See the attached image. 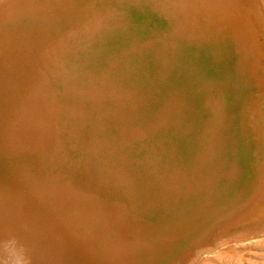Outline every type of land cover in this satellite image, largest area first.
<instances>
[{
  "label": "bare ground",
  "instance_id": "6f19581e",
  "mask_svg": "<svg viewBox=\"0 0 264 264\" xmlns=\"http://www.w3.org/2000/svg\"><path fill=\"white\" fill-rule=\"evenodd\" d=\"M105 1L0 0V157H8L6 153L20 157L19 153L27 148L41 147L42 140L35 139L49 131L44 129L48 120L51 123L49 133L58 137L52 141V146L73 145L68 133L73 135L77 128L75 140L82 149H91L90 146L98 143L125 142L131 137L148 134L159 123L168 121L162 115L152 118V113L135 112V98L150 94L157 99L158 85L173 69L179 68L182 35L177 30L161 32L168 28L167 17L162 13L164 24L155 28L143 24L140 33V28L133 27L119 14L123 12L118 6L120 2ZM123 2L129 5L131 0ZM154 2L159 0L151 2L157 9ZM172 2L181 8L188 7L192 17L201 8L205 9L207 19L213 20L215 15L228 17L245 36L248 46L258 47L261 0ZM151 5L149 3L150 8ZM123 35L133 38L107 52L102 50L104 43L123 38ZM45 41L61 50L63 62L42 70L39 61L48 56L46 52L41 53L46 47L41 43ZM192 52L191 48L190 56ZM134 57L147 63L140 70L147 90L138 93L130 87V71L119 69L122 59L128 61ZM201 85L207 86L205 102L212 114L197 133L198 146L193 162H183L184 166L176 162H158V156L151 152L140 159L149 162L140 168L145 173H138L140 179L156 172L160 164L171 165L169 170L160 169L157 173L166 175L165 183L162 182L167 194L157 196L147 191L144 181L138 183L139 178L132 177L131 168L121 167L125 163L117 164L138 160L120 149L117 154L100 160L116 162L108 176L78 178L80 174L70 173L72 168L63 167L54 175L29 180L14 177L11 170L5 177L7 170L4 178H0V236L3 238L1 231L14 230L18 222H26L28 232L20 237L16 235L15 239L24 246L31 264H141L137 256L162 251V246L184 234L189 225L214 212V160L217 162L214 150L224 140L227 124L218 136L214 135V104L218 108L220 102L218 97L214 100V89L209 87L207 79ZM173 94L171 97L179 100L180 95ZM29 96L50 97L52 115L44 111L47 105L36 124L31 119L27 121L26 113L20 122L21 99ZM114 97L124 99L121 108L117 104L104 105L103 101ZM171 97L167 98L168 107L173 102ZM253 103H257L255 98L251 100V107ZM48 110L50 112V108ZM3 113L8 116L3 118ZM220 118L222 122L228 120L226 114ZM7 124L12 126L8 133L5 131ZM111 126H117V130ZM173 202H184L179 210L172 211L170 216L175 220L170 217L167 221H155L145 214L157 209L159 212L155 214L162 216L169 211H162L165 206L172 207L170 210L174 208ZM8 241V237L5 241L0 238L1 251L8 250Z\"/></svg>",
  "mask_w": 264,
  "mask_h": 264
},
{
  "label": "rangeland",
  "instance_id": "374dc122",
  "mask_svg": "<svg viewBox=\"0 0 264 264\" xmlns=\"http://www.w3.org/2000/svg\"><path fill=\"white\" fill-rule=\"evenodd\" d=\"M112 1L120 2L118 6L123 12L119 14L133 27L140 28V33L143 32V24L149 28L164 24L163 15H166L165 24L168 28L161 32L177 30L182 35L179 68L173 69L158 85L160 90L157 99L149 94L139 95L134 100L137 107H134L135 112L140 111L143 115L152 113V118L162 115L168 123H159L152 132L137 138L131 137L116 144L98 143L90 146L91 149H82L76 144V127L77 131L73 135L68 133V140H73V145L67 143L52 146L54 133H41L40 138L35 139L42 140L39 143L41 147L27 148L19 153L20 157H11V153H6L8 157H0V178H4L7 170L5 177L11 170L10 174L20 179L45 178L51 173L56 174L57 169L63 167H68V170L72 168L75 173H70L80 174L78 178L102 177L99 174L108 176L116 162L100 160L110 157L107 156L109 154H117L119 149L126 150L138 159L117 162L125 163L121 167L131 168L133 178H139L138 173H143L140 168L149 163L140 160L148 152L158 156V162H176L181 166H184L183 162H193L198 146L197 133L212 114L209 104L205 102L207 86L201 85L207 79L209 87L214 89V100L218 97L220 102L218 108L214 104V135L218 136L221 128L227 124L224 131L226 136L221 143L218 141L220 144L214 150V158L217 160H214V212L203 215L201 220L189 225L184 234L162 246V251L145 254L144 257L139 255L137 259L141 264H264V0L259 5L262 9L259 43L254 49L248 46L245 36L231 19L221 15H215L213 20L207 19L204 8L192 17L188 7L181 8L172 2L174 0L154 2L157 9L152 7V0H131L129 5L124 4L123 0ZM123 36L108 44L104 43L102 50L107 52L133 38ZM46 42L41 43L46 45L40 50L41 53L46 52L48 55L39 61L42 62L39 65L42 70L54 68L63 62L61 50ZM191 48L192 56L189 54ZM122 61L119 69L130 71V87L137 93L147 90L144 74L140 71L147 63L137 57ZM152 63L155 65V62ZM155 72L160 73L157 70ZM172 93L173 96L180 95L181 99L178 97L179 100H174ZM169 96L173 102L168 107ZM254 98L257 103L251 107ZM123 100L114 97L103 102L104 105L117 104L121 108ZM224 114L228 116L226 122L220 118ZM4 116L7 117L6 113H3ZM76 126L79 127L78 124ZM105 127L109 128L107 124ZM111 129L117 130V126H111ZM99 134L102 135V132ZM169 167L170 164H160L156 172H151L150 176L143 179L139 178L137 182L144 181L147 191L154 195L165 194L163 179L166 175L157 173L160 169L169 170ZM183 203L173 202L174 208L171 210L172 207L165 206L162 211H169L162 213V216L155 214L159 212L157 209L146 211L145 214L155 221H167L173 218L170 216L172 211L179 210ZM26 226V222H18L14 230L1 231V240L25 235L28 232ZM5 254L6 251L0 250V259Z\"/></svg>",
  "mask_w": 264,
  "mask_h": 264
},
{
  "label": "water",
  "instance_id": "95a60500",
  "mask_svg": "<svg viewBox=\"0 0 264 264\" xmlns=\"http://www.w3.org/2000/svg\"><path fill=\"white\" fill-rule=\"evenodd\" d=\"M27 89H28V87H27ZM21 104H22L23 107H21L20 122L23 119L24 114L26 113V119H27V121L29 119H31L32 120V123H35L36 124L41 119L42 114L44 113L43 110H44V108L47 105L48 106L46 107V109L44 111L48 112L50 114V116L52 115V111H51V98L50 97H45V98L44 97H35V96H33V97H30L29 96L28 98L23 97L21 99ZM49 108H50V112L48 110ZM47 122H48V125L45 124L44 129H49L50 130V128H51L50 120H48ZM11 129H12V126H10L8 124L5 126V131L7 133ZM55 140H58V137H57L56 134H54V138H53V141H55ZM36 147H37V145H36Z\"/></svg>",
  "mask_w": 264,
  "mask_h": 264
},
{
  "label": "clouds",
  "instance_id": "9594fccd",
  "mask_svg": "<svg viewBox=\"0 0 264 264\" xmlns=\"http://www.w3.org/2000/svg\"><path fill=\"white\" fill-rule=\"evenodd\" d=\"M8 244L9 248L6 251L5 257L0 259V264H31L30 257L19 241L11 238Z\"/></svg>",
  "mask_w": 264,
  "mask_h": 264
}]
</instances>
